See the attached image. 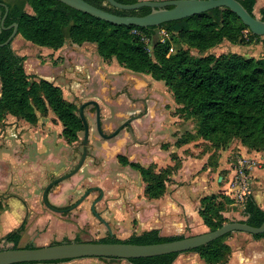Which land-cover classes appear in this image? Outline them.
Returning <instances> with one entry per match:
<instances>
[{
	"label": "rangeland",
	"instance_id": "obj_1",
	"mask_svg": "<svg viewBox=\"0 0 264 264\" xmlns=\"http://www.w3.org/2000/svg\"><path fill=\"white\" fill-rule=\"evenodd\" d=\"M4 2L13 3L14 0ZM25 10L30 13L28 7ZM260 17L261 13L257 18ZM143 39L146 50L152 53L154 43L170 40V36L165 30L157 29ZM180 48L188 49L171 44L172 51ZM11 49L24 57L23 67L30 82L52 83L61 90L64 100L77 108L90 101L96 102L103 116L101 125L105 134H110L128 118L145 114L132 125L137 141H144L149 135L146 147L135 145L124 131L109 141L100 139L94 124V109L87 106L84 117L89 128V158L79 173L50 190L51 205L60 209L69 207L88 189L99 187L104 199L96 205V212L118 240L125 241L152 229L158 230L161 237L199 235L210 231L199 215L200 200L218 193L220 186L227 183L222 170L227 162L234 174L228 179L232 182L227 192H222L226 198L218 200L223 203L220 220L223 224L246 220L243 212L250 194L245 181L250 162L247 156L242 159L238 154V147L243 146L238 139H233L221 150L202 139L198 121L183 105L175 102L163 82L148 75L132 74L114 59L103 61L92 44L74 45L66 41L61 48L53 50L35 46L17 36ZM188 51L195 57L233 53L221 45L205 54ZM34 110V124L8 114L0 118V249L12 247V243L3 240L10 233H18L19 248L106 238L104 226L89 209L96 193H91L79 207L65 214L54 213L43 205L44 188L77 165L82 134L78 143L67 145L61 136L62 125L51 110L48 107L42 113ZM179 142L182 145L179 146ZM246 152L252 151L246 149L244 155ZM118 155H124L129 162L137 160L142 167L151 166L156 173L172 169L176 164L177 168L166 180L163 196L149 200L144 195L143 180L130 168L119 166ZM118 188L125 190L121 199H117L120 198ZM106 198L117 200L105 205ZM223 243L229 253L221 264H264V239L235 232ZM55 264L132 263L84 258ZM173 264L204 263L197 254L183 253Z\"/></svg>",
	"mask_w": 264,
	"mask_h": 264
},
{
	"label": "trees",
	"instance_id": "obj_2",
	"mask_svg": "<svg viewBox=\"0 0 264 264\" xmlns=\"http://www.w3.org/2000/svg\"><path fill=\"white\" fill-rule=\"evenodd\" d=\"M89 5L117 16L148 15L151 10L120 11L105 0H84ZM129 5L140 0H114ZM165 1V0H155ZM253 15L256 0H236ZM8 8L4 28L17 24V36L38 47L53 50L61 48L66 41L74 45L92 44L103 61L114 59L117 64L132 74H144L157 82H163L172 92L177 104L183 105L189 115L198 121L199 135L214 147L223 150L233 139L248 151L264 152V60L244 57L236 53L219 56L208 54L195 57L189 50L205 54L223 42L235 46H250L260 37L243 32L248 30L228 9L218 8L183 20L169 22L154 28L115 26L84 13L73 10L56 0H0ZM30 9V13L25 8ZM5 13L0 8V19ZM264 21V9L260 11ZM163 29L170 40L156 42L152 53L146 50L144 35ZM12 30H0V44L11 35ZM186 46L170 52L171 44ZM24 57L11 49V44L0 47V118L4 115L20 117L28 124L36 123V109L46 112L47 107L62 125L61 136L69 144L79 139L83 124L76 115L77 107L64 100L61 90L48 81L30 82L23 67ZM178 145H182L180 142ZM165 149V146H164ZM118 163L129 166L145 183L144 195L149 200L163 196L166 180L173 170L165 168L156 173L153 167H141L118 157ZM225 194L201 198L199 215L210 231L220 228V212ZM246 223L259 227L264 221V211L252 196H247L244 206ZM230 234L206 246L187 253L197 254L204 264H221L229 249L223 240ZM264 239V234L253 236ZM183 236L161 237L158 230L143 232L125 241L114 237L93 241L103 244L153 245L171 242ZM18 233H10L3 240L12 243L9 249H18ZM79 243V242H77ZM56 245V244H53ZM27 248H34L27 246ZM2 249H0L1 251ZM180 254L154 258L129 260L132 264H173ZM50 262L43 264H55Z\"/></svg>",
	"mask_w": 264,
	"mask_h": 264
},
{
	"label": "water",
	"instance_id": "obj_3",
	"mask_svg": "<svg viewBox=\"0 0 264 264\" xmlns=\"http://www.w3.org/2000/svg\"><path fill=\"white\" fill-rule=\"evenodd\" d=\"M65 6L84 13L101 21L115 26L135 27V28H154L163 24L183 20L192 16H197L208 11L224 8L231 11L241 23L256 37L264 36V21L249 14L243 6L236 0H141L134 4L124 5L114 0H105L111 7L120 11H135L141 8H148L151 12L148 15L137 16H117L96 7L89 5L84 0H56ZM5 9V13L0 20V30H12L8 39L0 44V47L7 46L17 37L18 26L13 24L4 28V21L7 17L8 8L5 4H0V8ZM92 103H84L79 106V116L84 124L83 153L76 167L69 173L52 180L42 192V203L50 211L55 213L70 212L77 208L94 189L83 194L76 203L67 210H57L53 208L48 201L49 191L56 185L69 180L75 176L82 168L87 157L88 145V125L83 118V109ZM97 107V131L104 140H110L115 137L124 125L119 127L113 134L105 136L100 129L98 122L99 110ZM99 190V189H98ZM94 205L91 207L92 213L96 218ZM107 230H110L107 224L100 219ZM245 233L251 236L264 234V221L259 227H252L243 222H230L222 225L215 231H209L203 234L184 237L179 240L153 244V245H133V244H103L94 242H70L60 243L45 247L6 249L0 251V264H40L50 262H61L84 258H108L118 260H136L154 258L171 254H183L194 251L197 248L208 245L209 243L224 237L231 233Z\"/></svg>",
	"mask_w": 264,
	"mask_h": 264
},
{
	"label": "crops",
	"instance_id": "obj_4",
	"mask_svg": "<svg viewBox=\"0 0 264 264\" xmlns=\"http://www.w3.org/2000/svg\"><path fill=\"white\" fill-rule=\"evenodd\" d=\"M261 9H264V0H256L255 6L253 8L254 17L257 18V16L260 15ZM221 46L225 47V49H229L233 53L242 55L244 57L261 59V60L264 59V36L260 37L257 43L247 47L231 45L228 42H223ZM238 148L240 149L238 154L242 155V159L247 156V158H249L248 162H250L249 172L247 174L245 181L247 185V190L249 194L253 197L254 201L259 206V208H261L264 211V152L252 151L250 153L246 152L244 155V151L246 149L241 146H239ZM222 170H224L226 174L225 179L227 183L220 186V188L217 191L218 193H212L213 195L224 194L222 193L223 191L227 192V188L229 184L232 182V181L229 182L228 180L234 174V170L233 168L232 169L230 168V164L226 162L225 166L222 167Z\"/></svg>",
	"mask_w": 264,
	"mask_h": 264
},
{
	"label": "flooded vegetation",
	"instance_id": "obj_5",
	"mask_svg": "<svg viewBox=\"0 0 264 264\" xmlns=\"http://www.w3.org/2000/svg\"><path fill=\"white\" fill-rule=\"evenodd\" d=\"M1 20V19H0ZM87 103H92V104H90V105H88V106H92L93 107V109H94V124H95V129H96V133H97V135L99 136V138L100 139H102L103 141H109V140H104L100 135H99V133H98V131H97V107H96V105L98 106V110H99V119H98V122H99V125H100V129H101V131L103 132V134L105 135V136H109V135H111V134H113L119 127H121L122 125H124V128L121 130V131H119L118 132V134L115 136V137H113L112 139H114V138H116L121 132H125L128 136H129V139L135 144V145H139V146H141V145H145V147H146V144H147V142H148V140H149V135H146V137L144 138L145 140H147V141H137V139H136V133H135V128L133 127V125H132V123L134 122V121H136V120H139V119H141L145 114H141V115H136L135 117H130V118H128L126 121H124L121 125H119L114 131H112L110 134H105L104 133V130H103V128H102V125H101V120H102V113H101V109H100V107H99V105L96 103V102H94V101H90V102H87ZM73 104V103H72ZM87 107V106H86ZM85 107V108H86ZM84 108V109H85ZM84 109H83V118L85 119V117H84ZM76 115L78 116V118L81 120V122H82V124H83V121H82V119L80 118V116H79V107L77 108V111H76ZM85 121H86V123H87V120L85 119ZM87 125H88V123H87ZM82 134V141H81V144H82V150H81V155H82V153H83V136H84V124H83V131L79 134V137H80V135ZM63 138V137H62ZM64 139V138H63ZM111 140V139H110ZM65 141V143L67 144V145H73V144H75V143H78V141H79V139H78V141L77 142H75V143H72V144H69L66 140H64ZM88 146H89V128H88V145H87V157H86V159L87 158H89V152H88ZM81 155H80V158H81ZM118 157H124L127 161H128V159L124 156V155H118L117 157H116V162H117V164L119 165V166H121V167H128V168H130L132 171H134V172H136L135 170H133L131 167H129V166H122V165H120L119 163H118V161H117V159H118ZM80 158H79V161H80ZM86 159H85V161H86ZM78 161V162H79ZM129 162V161H128ZM85 163V162H84ZM129 163H133V164H138V165H140L141 167H142V165H141V163H139L137 160H134V162H129ZM78 164V163H77ZM84 165V164H83ZM76 167V166H75ZM74 167V168H75ZM83 167V166H82ZM73 168V169H74ZM144 168H148V167H144ZM72 169V170H73ZM71 170V171H72ZM81 170V169H80ZM70 172V171H69ZM68 172V173H69ZM155 172V171H154ZM160 172V171H159ZM159 172H157V173H159ZM79 173V172H78ZM137 174H138V172H136ZM67 174V173H66ZM139 175V174H138ZM139 177H140V175H139ZM141 178V177H140ZM91 189H94V190H92L88 195H87V197L85 198V200L89 197V195L91 194V193H96L97 195H96V197L94 198V199H92L91 200V202H90V204H89V209H90V212H91V214L94 216V218H96L95 217V215L92 213V211H91V207H92V205L93 204H95L94 205V209H95V207H96V205L98 204V203H100L103 199H104V193H103V191L99 188V187H93V188H90V189H88L87 191H89V190H91ZM99 189V190H98ZM87 191L85 192V193H87ZM50 192V191H49ZM84 193V194H85ZM125 190H123V188H118V197H120V198H117V199H121L122 197H124L125 195ZM49 196V195H48ZM116 198H114V199H109V198H106L105 199V202H104V204L105 205H107L109 202H112V203H114V202H116V200H117ZM84 200V201H85ZM48 201H49V199H48ZM78 201V200H77ZM76 201V202H77ZM83 201V202H84ZM75 202V203H76ZM82 202V203H83ZM81 203V204H82ZM49 204L51 205V203L49 202ZM80 204V205H81ZM73 205V204H72ZM71 205V206H72ZM79 205V206H80ZM53 208H55V209H57V210H67L69 207H71V206H69V207H65V208H56V207H54L53 205H51ZM78 206V207H79ZM76 209V208H75ZM74 209V210H75ZM73 211V210H72ZM71 212V211H70ZM95 212H96V209H95ZM55 213V212H54ZM65 213H69V212H65ZM65 213H62V214H65ZM97 213V212H96ZM59 214V213H58ZM98 214V217L99 218H96L103 226H104V228H105V230H106V236L107 237H109V238H112L113 237V233L111 232V229H110V226L100 217V215H99V213H97ZM100 219H102L106 224H107V226L109 227V229L110 230H107V227L104 225V223L100 220Z\"/></svg>",
	"mask_w": 264,
	"mask_h": 264
},
{
	"label": "built area",
	"instance_id": "obj_6",
	"mask_svg": "<svg viewBox=\"0 0 264 264\" xmlns=\"http://www.w3.org/2000/svg\"><path fill=\"white\" fill-rule=\"evenodd\" d=\"M162 33H164V31H162ZM248 33H249V30H245V31L243 32V35H244V37H245L246 39H247ZM143 40H144V39H143ZM164 40H165V39H163L161 42L163 43ZM148 52H149V51H148ZM170 52H172V49H170Z\"/></svg>",
	"mask_w": 264,
	"mask_h": 264
}]
</instances>
